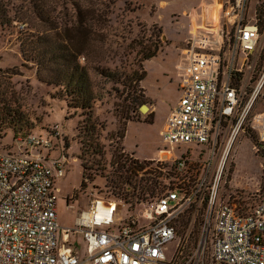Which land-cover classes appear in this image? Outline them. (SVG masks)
<instances>
[{
    "label": "rangeland",
    "instance_id": "1",
    "mask_svg": "<svg viewBox=\"0 0 264 264\" xmlns=\"http://www.w3.org/2000/svg\"><path fill=\"white\" fill-rule=\"evenodd\" d=\"M3 1L8 6V14L13 21L10 25L0 26V112L5 114L9 108L18 110L17 122H14L17 123L16 128L25 126L27 129L23 133L20 132L13 141L14 129L5 122V125H2L0 115V148L22 153L26 148L23 146L20 148L17 144L19 137L29 134L45 135L54 127H58L60 137L54 139L51 151L57 148L61 152L56 151L54 155L58 158L65 155L69 160L65 175L56 180V189L59 190L57 193L59 221L62 227L74 226L80 213L89 208L94 197L105 198L115 195L123 199L122 192L126 187L134 196L130 197L133 202H127L126 207L124 206L118 215L120 223H124L130 216H141L146 208L144 204L132 211L140 192L135 185L140 184L142 187L145 183L150 184L154 179H159L160 174L149 168L146 171L136 170L130 161V158L136 157L130 152L135 151L136 155L142 158L140 160H148L143 158L158 156L159 150L166 147L174 150L179 159L190 151L195 159H189L191 168L185 172H188L187 176L191 175L183 178L194 181L195 178L202 176L203 166L210 160L205 150H201L202 148L196 144H182L172 148L160 136L167 108L176 105L173 98L177 92L175 84L170 85L166 92L160 91L159 88L164 84L167 75L177 77L175 64L179 61L182 49L185 48L187 33V21L181 13L198 0ZM255 9L260 39L251 55L250 64L253 69L246 67L244 78L246 84H249L246 97L250 95L251 89L264 72V0H248L246 22L255 15ZM67 26H85L94 33L89 53L79 56L81 64L89 61L95 65L101 62L103 66L114 70L117 78H121L122 81L126 79L125 84H130L128 79H131L134 71L138 72V76L142 72L146 74L148 66L150 76L146 84L151 97L144 79L125 87L122 81L116 83L108 80L90 69L96 85L95 90L102 98L94 103L90 117L82 109L68 108L69 100L58 95L62 89L40 81L37 75L38 65L27 61L21 51L22 40L28 34L41 33L47 37L49 43H54L56 39L63 38L62 33ZM101 30L105 32L104 38L97 37ZM76 34L74 46L87 47V44L84 45L86 43L84 32L78 31ZM69 42L71 43V40ZM149 48L155 51L156 55L142 60L143 55L149 52L147 51ZM129 90L134 91L142 101L133 112L130 121L123 117L122 108ZM260 96L255 108L264 99V87ZM155 100L160 103L158 113L156 111L150 113V109L144 112L141 109L143 105L149 107L156 105ZM92 124H95L96 128L88 133L92 129ZM244 131L239 133L231 147L228 148L227 140L218 151V160L225 163L219 182L218 200L219 202L226 200L227 196L232 195L230 201L233 202L234 197L237 198L248 211L259 202L263 193L264 144L257 140L255 134ZM122 132L125 136L123 139ZM226 151L228 152L225 154ZM124 162L126 164L122 166ZM84 164L87 166L85 177L82 167ZM82 180L85 182L84 187L81 186ZM180 180L181 178L173 179V183ZM117 203L123 204L121 201ZM140 220L143 221V218ZM184 221H189V224L185 226ZM204 221V206H199L196 210L188 209L177 221V230L181 231L170 249L174 250L175 246L181 247V253L178 254L179 261L183 264L185 260L191 258L194 260L197 257L203 264L214 263L213 230L208 238L207 248L199 250ZM73 241L81 243L78 248L84 253L83 237L78 236Z\"/></svg>",
    "mask_w": 264,
    "mask_h": 264
},
{
    "label": "built area",
    "instance_id": "2",
    "mask_svg": "<svg viewBox=\"0 0 264 264\" xmlns=\"http://www.w3.org/2000/svg\"><path fill=\"white\" fill-rule=\"evenodd\" d=\"M247 3L223 0L220 26L192 23L185 61L178 66L181 95L160 132L169 146L196 144L209 154L202 176L191 181L186 179L191 174L186 175L164 194L138 199L132 211L141 204L145 211L124 223L118 215L126 200L94 197L74 226L62 227L56 180L65 175L67 157L48 159L42 154L53 149L54 139L60 137L58 127L45 135L19 137L17 144L26 148L24 152L0 149V264H183L181 247L170 249L177 240V221L199 206L205 210L199 250L207 248L213 230L216 264H264V185L259 202L248 211L237 199L219 202L225 163L215 166L225 138L229 148L241 131L251 129L264 144V111L253 112L264 72L246 97V67L253 69L251 55L260 39L257 18L246 22ZM130 160L148 165L143 171L165 163ZM175 163L180 172L191 168L187 157ZM78 236L83 237L84 253L78 248L81 243L73 241ZM192 264L203 262L197 257Z\"/></svg>",
    "mask_w": 264,
    "mask_h": 264
},
{
    "label": "trees",
    "instance_id": "3",
    "mask_svg": "<svg viewBox=\"0 0 264 264\" xmlns=\"http://www.w3.org/2000/svg\"><path fill=\"white\" fill-rule=\"evenodd\" d=\"M7 7L8 6L4 3V1L0 0V26L10 25L13 21V18H11L8 14ZM64 31L65 32L62 33L63 38L56 39L54 43H49L47 37L41 33H30L25 36L24 40H22L21 51L27 61L35 62L38 65L37 75L40 81L50 86H58L62 89L60 92H58V95L60 98L69 100L68 108L82 109L83 111H86L85 114L88 113V117H90L93 112L94 103L102 98V95L100 93H97L95 90L96 85L94 84L90 69H93L99 75H102L108 80L114 81L116 83H121L122 80H120L121 78H117V75L115 74L116 72H114V70L109 67L103 66L101 62L95 65L90 64L89 61L86 62V64H81L79 62L80 55H87L89 53L88 49L91 47V39L92 35L94 34L90 29L87 30L85 26H67L65 27ZM78 31L84 32L86 42L84 45L87 44V47L80 46L76 48L74 46V38L77 35L76 33ZM97 35V37L104 38L105 32L101 30ZM69 39L71 40V43L69 42ZM147 51L149 52L143 55L142 60L153 58L156 55V52L151 51L150 48ZM137 73V71H134L131 79H128L130 84H125V82L127 81L126 79L122 81L125 87H130V85L137 84V81L140 82L144 79L145 72H142L139 76ZM141 102L142 101L140 97L136 96L134 91L129 90L122 104L124 112L123 117L125 118V120L130 121L132 119V116L134 114L133 112L138 108ZM5 109L7 110V108ZM15 110L9 108L8 112H6L5 114H1L2 112H0L1 124L5 125L6 123L8 124V126L14 129L12 131L13 141L19 136L20 132L23 133L27 129L25 126L16 128L17 123L14 122H17L16 114L18 110ZM88 120L90 121L91 118H89ZM12 123H14L13 126H11ZM91 127L92 129H90L88 133L92 132V130H95L96 128L95 124H92ZM248 131L249 129H246L244 132ZM121 137L122 139L123 137H125L123 132ZM0 149L3 151H11L10 149L5 148ZM130 161L133 163L132 165L136 170L143 171L148 166L136 165L134 161ZM125 164L126 162H124L122 166H124ZM82 167L84 169L83 177H85V169L87 168V166H85L84 164L82 165ZM151 168L155 173H159L160 177L157 180L154 179L153 181H151L150 184L145 183L144 185H142V187L140 184H138L137 186L135 185V187H138V189H140V192L138 194L139 199L146 197L154 198L162 195L167 190L172 188L173 179H182L188 174V172L185 171H178L175 162L161 163L160 165L157 164L152 166ZM84 185L85 182L84 180H82L81 186L84 187ZM122 193V197L124 200H126L127 202H133V200H130L132 199L130 197H133L134 194L129 188H123ZM147 194L149 196H147ZM112 198L122 199L115 195L111 197L106 196L104 199ZM184 222L182 224H184ZM187 224H189V221L185 222V226H187ZM180 231L181 229H178L177 233L179 234ZM213 264L216 263L214 262Z\"/></svg>",
    "mask_w": 264,
    "mask_h": 264
},
{
    "label": "crops",
    "instance_id": "4",
    "mask_svg": "<svg viewBox=\"0 0 264 264\" xmlns=\"http://www.w3.org/2000/svg\"><path fill=\"white\" fill-rule=\"evenodd\" d=\"M222 1L223 0H198V1L193 2L189 7L183 9V11H182L181 14L185 16L186 21H187V33H186V38H185V42L184 43H186V41L189 38V35H190V33H189L190 26H192V23L193 22H196L199 25H204V26H212V25L220 26V25L223 24L224 19H223L222 7H221ZM254 13H255V15H253L251 19L257 18V16H256V9H255V12ZM182 50H184V48ZM184 61L185 60H184V57H183V51H181V55H180V58H179V61H178L179 63L177 62L175 64V70H176V76L177 77H173L170 74H169V76L167 75V78L165 79L164 84H162V86H160V88H159L160 91L166 92L167 89L170 87V85L175 84L176 85V92H177V93H175L176 96L173 98V100H176L175 101V104L177 103V101H178V99H179V97L181 95V89H180L181 73H180V70H179L178 66L181 63H183ZM149 76H150V70L148 69V66H147V73L145 74L144 82H145V87L148 90V94L151 97V93H149L150 92L149 91L150 89H149L148 85L146 84V80L148 79ZM261 96H263V95H261ZM155 101L157 103L156 105L154 104V105H151L150 107L147 105L148 106V109H150V113L152 111H156V112H157V110L159 111V104L160 103L158 102V100H155ZM174 106L171 105L170 107L167 108V112H166V116H165V119H164L165 121L163 123V127L165 126V124L167 122V119H168V117H169V115H170V113H171V111H172V109H173ZM152 108H153V110H152ZM254 109H255V112L264 111V99L259 104H257V108L254 107ZM156 117H157V114H156ZM163 127H162V129H163ZM249 131L252 134H255V133H253V131L251 129ZM255 136L257 137L256 134H255ZM227 140H228V138H225L224 143ZM257 140H258V138H257ZM57 142H59V141L57 140ZM172 148H175V147H172ZM200 148H202V147H200ZM51 150L44 151V152H47V153L45 154L43 152L42 153L43 156L46 157V158H48V159H51V158H54V157L58 158L54 154L56 153V151L58 153H60L61 151H59L57 148L55 150H53V151H51ZM125 150L128 151V152H130L127 148H125ZM130 153H131L132 156L134 155L136 158H140L138 155H136L135 151L130 152ZM182 157H187L188 159L191 158L192 160L195 159L192 156V153L190 151H188L185 154V156L183 155ZM140 159H142V158H140ZM143 159H148V160L149 159L162 160L165 163H174L175 161L179 160V157L176 155V153L174 152V150H171L170 148L168 149V147H166L165 149H162V150L160 149L159 150V155L158 156H148V157H145ZM68 162H69V160H68V157H67V159H66V165L68 164ZM219 162L220 161L217 158L216 159L215 166H218ZM230 197H232V195L227 196V199L226 200H221V201H228V200L231 199ZM234 199H235V201H237L236 200L237 198L234 197Z\"/></svg>",
    "mask_w": 264,
    "mask_h": 264
},
{
    "label": "bare ground",
    "instance_id": "5",
    "mask_svg": "<svg viewBox=\"0 0 264 264\" xmlns=\"http://www.w3.org/2000/svg\"><path fill=\"white\" fill-rule=\"evenodd\" d=\"M142 110L144 111V112H147V110H148V106L147 105H144L143 107H142ZM228 152V151H227ZM91 203V202H90Z\"/></svg>",
    "mask_w": 264,
    "mask_h": 264
}]
</instances>
